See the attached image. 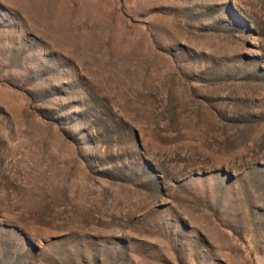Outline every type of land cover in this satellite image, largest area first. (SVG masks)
<instances>
[{"label":"rangeland","instance_id":"rangeland-1","mask_svg":"<svg viewBox=\"0 0 264 264\" xmlns=\"http://www.w3.org/2000/svg\"><path fill=\"white\" fill-rule=\"evenodd\" d=\"M0 264H264V0H0Z\"/></svg>","mask_w":264,"mask_h":264}]
</instances>
